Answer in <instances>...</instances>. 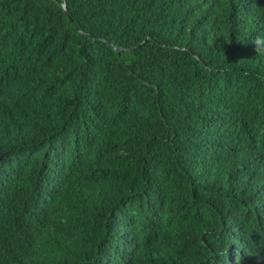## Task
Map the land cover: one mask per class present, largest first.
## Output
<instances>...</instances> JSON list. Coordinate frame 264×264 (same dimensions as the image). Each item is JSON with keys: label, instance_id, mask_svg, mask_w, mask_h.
<instances>
[{"label": "trees", "instance_id": "1", "mask_svg": "<svg viewBox=\"0 0 264 264\" xmlns=\"http://www.w3.org/2000/svg\"><path fill=\"white\" fill-rule=\"evenodd\" d=\"M260 38L264 0H0V264H264Z\"/></svg>", "mask_w": 264, "mask_h": 264}, {"label": "clouds", "instance_id": "2", "mask_svg": "<svg viewBox=\"0 0 264 264\" xmlns=\"http://www.w3.org/2000/svg\"><path fill=\"white\" fill-rule=\"evenodd\" d=\"M255 45L256 46L264 45V38L257 39Z\"/></svg>", "mask_w": 264, "mask_h": 264}, {"label": "water", "instance_id": "3", "mask_svg": "<svg viewBox=\"0 0 264 264\" xmlns=\"http://www.w3.org/2000/svg\"><path fill=\"white\" fill-rule=\"evenodd\" d=\"M63 7H64V9H65V12H66L67 16L69 17V19H71V16H70V14H69L68 10L66 9V5H65V4H63Z\"/></svg>", "mask_w": 264, "mask_h": 264}]
</instances>
